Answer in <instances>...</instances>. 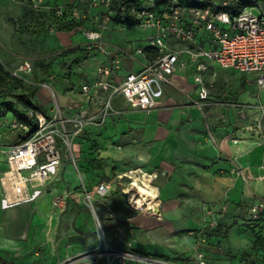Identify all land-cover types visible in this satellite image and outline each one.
I'll list each match as a JSON object with an SVG mask.
<instances>
[{
	"label": "crops",
	"instance_id": "1",
	"mask_svg": "<svg viewBox=\"0 0 264 264\" xmlns=\"http://www.w3.org/2000/svg\"><path fill=\"white\" fill-rule=\"evenodd\" d=\"M108 28L109 32L104 33L105 46L108 49L123 48L131 54L121 60L120 69L112 75L111 81L117 85L127 74L140 71L146 60L155 56V51L148 47L151 33L146 30L145 41L148 43L143 48L144 52L135 54L131 47L132 40H122L116 45L106 42L105 34L120 33L131 27L122 29L109 22ZM94 52L97 53V67L86 74L82 84L92 82L97 68L109 64L107 56ZM209 68L204 74L208 88L206 75ZM240 75L251 77L256 82L257 76L254 74ZM168 79L169 83L163 85L162 98L150 113L132 109L117 99L115 107L122 111L120 116L109 118L104 125L90 127L78 135V161L83 164L84 159H91L96 161V165L101 164L100 168L89 173L85 169L80 172L72 162L64 160L44 185L29 187V198L20 202H12V198L8 200L0 186V264H32L36 247L43 249L46 255L53 256V259L106 249L110 239L116 240L124 249L134 246L152 253L167 252L164 247L166 239L175 238L179 224L189 229L190 223L197 221L202 215L203 201L205 204H215L225 197L237 198L244 188L243 182L231 174L222 175V170L232 171L233 165L227 163L220 152L239 159L243 147L229 143L219 131L211 133L215 146L208 143L204 116L210 118V113L203 111V108L210 99V89L208 100L198 106L195 104L198 93L188 68L177 69ZM257 92L256 97L260 98V91ZM64 100L63 105H66L71 98L67 95ZM232 103L240 106L236 101L232 100ZM94 141L96 147L91 146L95 144ZM6 168L5 158L4 167L0 164V170ZM126 170H130V175L136 173L137 177L140 171L147 176L157 174L153 180L157 185H151L157 194L152 200L157 213L146 214L142 221L135 220L134 215L127 213L116 216L111 207L94 200L96 196L90 194L98 181L105 179L113 183ZM88 176L93 181H88ZM195 192L199 194V202L194 204L198 208L195 207L197 210L193 215L192 204L189 203L196 196ZM93 200L97 203L94 204ZM255 203H250L249 208ZM109 210L112 214L108 213ZM109 215L122 217L125 223H119L116 229L121 226L123 232L116 233L115 229L100 224L105 236L102 242L94 227L93 217L105 224ZM136 221L139 222L136 224ZM148 222L158 223L157 231L161 232L159 229H162L166 232L157 234L152 240L153 234L145 229ZM136 226L137 233L141 235L138 238L134 237ZM205 248L211 253L216 250L209 246Z\"/></svg>",
	"mask_w": 264,
	"mask_h": 264
},
{
	"label": "rangeland",
	"instance_id": "2",
	"mask_svg": "<svg viewBox=\"0 0 264 264\" xmlns=\"http://www.w3.org/2000/svg\"><path fill=\"white\" fill-rule=\"evenodd\" d=\"M104 16V8L96 5L94 0H0V63L11 74L24 62L30 63L32 72L20 78L22 85L36 88L34 99L46 110H50L55 103L61 107L68 91L77 92L86 74L97 67V53H90V57H86L85 53L89 51L86 50L84 32L103 31L104 39V33L109 32L108 27L105 30L101 28ZM146 34L145 29L134 26L120 33L105 35L106 42L113 45L122 40H132L131 47L136 49L147 45ZM206 80L211 91L210 99L203 108V111H209L211 118L204 116L208 143L215 146L211 133L219 131L223 139L243 147L239 159L220 152L226 162L233 165L232 171L222 170V175L231 174L243 182L244 188L237 198L225 197L215 204H205L203 201L202 215L197 221L190 223L189 229L179 224L175 238L166 239L164 247L167 252L152 253L134 246L124 249L116 240L110 239L107 240L106 249L54 259L36 247L32 264H111L110 252L117 251H128L143 259L135 264H201L199 253L205 256L204 264H264V217L254 220L249 213L250 203L264 202V86H258L251 77L246 78L217 65L210 66ZM258 90L260 98L256 97ZM232 100L240 106L233 104ZM15 125L16 119L11 114L0 117V164L3 167L5 147L13 144L21 132ZM77 139L72 143L76 168L80 172L85 169L86 173L100 168L101 164L96 165V161L91 159H84L83 164L78 161L80 143ZM94 142L92 147L97 146ZM66 161L71 162L70 159ZM5 170H0L2 189L1 179ZM129 175L130 170H126L113 183L102 179L94 184L90 194L96 196L94 200L111 207L116 216L127 213L134 215L135 220L142 221L146 214L152 215L153 212L147 213L145 208L135 210L129 202H125L124 193L128 194L126 190L133 183ZM143 175V172L138 173V177ZM145 176L149 179L152 174ZM87 180L93 181L91 176ZM101 184L109 185V190L98 197L97 190ZM154 185L157 183L152 181ZM195 195L189 203L192 204L193 215L197 210L195 207L198 208L194 204L199 202L198 192ZM90 209L93 210L91 206ZM108 213L112 214L110 210ZM121 218L109 215L103 224L93 217L94 227L102 242L105 236L101 226L115 229L116 233L123 232L121 226L116 229L119 223H125ZM157 224L148 222L145 227L154 235V238L151 236L152 240L157 234L166 232L162 229H159L161 232L157 231ZM137 228L134 230L135 238L139 236ZM204 245L216 248L215 252L211 253Z\"/></svg>",
	"mask_w": 264,
	"mask_h": 264
},
{
	"label": "built area",
	"instance_id": "3",
	"mask_svg": "<svg viewBox=\"0 0 264 264\" xmlns=\"http://www.w3.org/2000/svg\"><path fill=\"white\" fill-rule=\"evenodd\" d=\"M94 1L104 10L111 6V0ZM196 1L202 5L189 7L178 0H142V4L131 7L136 26L151 33L148 47L155 51V56L146 60L140 71L127 74L117 85L111 81L112 75L120 69L121 60L131 54L119 47L108 49L102 39L103 31L84 32L86 50L107 56L109 64L99 66L94 80L82 84L77 92L68 91L71 100L66 105L60 107L55 103L50 110L28 111L27 116L34 123L33 134L4 150L7 168L1 184L8 200H27L28 188L44 185L64 160L70 159L76 166L72 154L74 139L84 130L100 127L109 118L120 116L122 111L115 107L117 99L132 109L146 113L153 111L163 96V85L169 83L168 77L177 69L191 71L198 106L209 97L204 74L211 65L240 74H254L257 85L264 86V1ZM109 22L110 18L105 15L102 30ZM179 44L185 45L179 47ZM143 52V48L134 49L135 54ZM31 72L32 65L24 62L12 75L22 78ZM52 96L55 98L53 93ZM15 127L21 132L28 131L27 126L17 120ZM150 177L148 183L152 185L157 174ZM108 190L109 185L101 184L97 196H104ZM128 195L131 207L139 209L130 200L129 192ZM262 211L264 202L252 204L249 208L254 220L259 219ZM110 254L111 264L143 261L128 251ZM204 258L203 253L198 254L201 264L205 263Z\"/></svg>",
	"mask_w": 264,
	"mask_h": 264
},
{
	"label": "trees",
	"instance_id": "4",
	"mask_svg": "<svg viewBox=\"0 0 264 264\" xmlns=\"http://www.w3.org/2000/svg\"><path fill=\"white\" fill-rule=\"evenodd\" d=\"M189 7H199L202 4L196 0H178ZM264 1V0H262ZM142 0H111L109 10H104L105 15L110 18V22L122 27L136 26V21L130 13L132 6L142 4ZM91 52H86V57H90ZM79 57V55H77ZM36 88H25L21 79L7 72L0 63V117L7 113L11 114L17 121L27 126V132H20L15 142L22 141L33 134L34 123L27 116L29 110H41L44 108L34 99ZM264 217V211L260 213L259 220Z\"/></svg>",
	"mask_w": 264,
	"mask_h": 264
},
{
	"label": "bare ground",
	"instance_id": "5",
	"mask_svg": "<svg viewBox=\"0 0 264 264\" xmlns=\"http://www.w3.org/2000/svg\"><path fill=\"white\" fill-rule=\"evenodd\" d=\"M133 179V183L128 187L126 192L135 191V194H130V200L135 202L139 208H145L146 212L153 211V213H157L155 209L157 208L155 204H153L152 200L157 196L156 192L153 190L151 185L148 183V178L146 176L137 177L135 175H130ZM134 193V192H133ZM146 203V206H143ZM156 207V208H154Z\"/></svg>",
	"mask_w": 264,
	"mask_h": 264
},
{
	"label": "water",
	"instance_id": "6",
	"mask_svg": "<svg viewBox=\"0 0 264 264\" xmlns=\"http://www.w3.org/2000/svg\"><path fill=\"white\" fill-rule=\"evenodd\" d=\"M124 198H125V202L127 203L128 202V194L127 193H124Z\"/></svg>",
	"mask_w": 264,
	"mask_h": 264
}]
</instances>
